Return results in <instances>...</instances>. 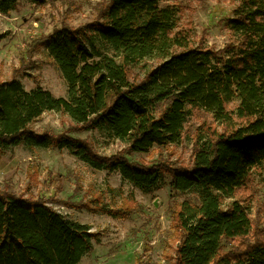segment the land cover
Instances as JSON below:
<instances>
[{
    "label": "trees",
    "instance_id": "obj_1",
    "mask_svg": "<svg viewBox=\"0 0 264 264\" xmlns=\"http://www.w3.org/2000/svg\"><path fill=\"white\" fill-rule=\"evenodd\" d=\"M18 1L0 0V12ZM224 1L233 5L226 20L232 40L216 50L179 28L160 0H98L92 21L32 39L22 66H31L32 52L44 47L67 95L40 86L26 90L15 76L0 80V155L17 145L66 148L145 192L169 175L173 192L198 198L171 201L172 264H264V221H252L248 212L264 161V0ZM144 60L154 64L139 78L132 67ZM197 110L203 119L190 159L177 165L162 149L179 143ZM46 111L67 114L77 129L105 131L127 147L107 156L65 132H37L32 124ZM155 148L160 158L152 164L126 155ZM87 201L89 210L115 218L135 207L133 198L110 204L95 194ZM94 240L89 224L67 218L45 198L0 189V264H78Z\"/></svg>",
    "mask_w": 264,
    "mask_h": 264
},
{
    "label": "rangeland",
    "instance_id": "obj_2",
    "mask_svg": "<svg viewBox=\"0 0 264 264\" xmlns=\"http://www.w3.org/2000/svg\"><path fill=\"white\" fill-rule=\"evenodd\" d=\"M98 0H58L54 4L34 5L19 0L15 9L0 12V80L16 77L24 89L37 86L54 96L66 97L67 84L59 67L48 51L39 47L28 62L24 50L30 41L46 36L54 28L68 25L76 28L92 21ZM162 6L173 10L179 28L187 30L201 44L213 50L232 40L227 19L233 5L224 0H160ZM153 61L144 60L132 67V72L143 77ZM203 119L197 110L185 123L179 143L162 149V156L177 165L188 162L194 136ZM35 131L65 132L89 142L95 152L112 155L125 150L127 145L102 130H79L67 114L46 111L33 124ZM158 149L149 152H128L132 161L148 164L160 158ZM171 151L173 154L171 155ZM170 176L164 175L159 186L145 192L122 178L118 171L99 170L87 164L66 148L27 149L24 145L11 146L0 155V189L6 188L27 198H45L47 205L67 218L89 224L98 241L93 250L82 256L78 264H172L175 245L171 224L170 204L173 199L188 198L197 202L193 192L175 193ZM114 189L113 191L111 189ZM253 195L248 210L252 221H264V161L255 171ZM95 194L104 202L121 204L133 198L135 207L126 218L89 210L85 204Z\"/></svg>",
    "mask_w": 264,
    "mask_h": 264
}]
</instances>
